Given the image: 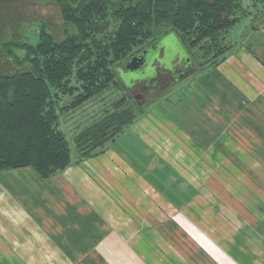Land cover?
<instances>
[{
	"label": "crops",
	"instance_id": "obj_1",
	"mask_svg": "<svg viewBox=\"0 0 264 264\" xmlns=\"http://www.w3.org/2000/svg\"><path fill=\"white\" fill-rule=\"evenodd\" d=\"M240 23L225 60L186 75L103 151L47 178L0 169V264H264V183L241 231L202 198L222 157H241L244 173L258 159L264 175V6ZM169 33L174 60L152 50L172 71L190 52Z\"/></svg>",
	"mask_w": 264,
	"mask_h": 264
},
{
	"label": "trees",
	"instance_id": "obj_2",
	"mask_svg": "<svg viewBox=\"0 0 264 264\" xmlns=\"http://www.w3.org/2000/svg\"><path fill=\"white\" fill-rule=\"evenodd\" d=\"M16 1L0 0V169L30 166L44 178L69 166L74 154L79 161L103 151L143 111L148 103L134 101L116 67L152 38L179 35L199 74L226 59L231 29L264 6V0H57L63 38L41 28L33 41L21 36Z\"/></svg>",
	"mask_w": 264,
	"mask_h": 264
},
{
	"label": "rangeland",
	"instance_id": "obj_3",
	"mask_svg": "<svg viewBox=\"0 0 264 264\" xmlns=\"http://www.w3.org/2000/svg\"><path fill=\"white\" fill-rule=\"evenodd\" d=\"M16 4V2H15ZM20 9V8H19ZM45 11L44 14L43 11ZM34 13V14H33ZM21 16H27L31 19H35L36 17H43V15L48 16L45 19H49V21L52 23L51 26L49 24L47 25L48 30H52L57 35V38H61L62 33L60 29V17L58 9L56 8V5L52 3H45V2H38L36 0H29L27 3L25 9L22 10V12L19 14ZM43 19H38L35 21H29L26 18H22L20 20L19 29H21L23 32L21 34L30 35L31 39L33 41H37V37L33 34L35 31V28H38L41 26V21ZM246 20V17L243 18L242 23H240L236 28L240 27ZM235 28V29H236ZM234 29V30H235ZM171 36H175V33H169ZM22 36V35H21ZM162 36L158 43L161 46H166L165 55L166 60H174V58L169 57L170 56V50L173 51L171 48H174V41L171 39V37ZM170 49V50H169ZM174 52V51H173ZM174 54V53H173ZM157 55H160V51L157 49L149 50L147 61H149V64L147 67H143L139 70L131 71L123 67H116V73L119 76V78L125 83L126 86H131V81L134 79H141L144 75L147 73L153 74L156 72V68L158 67L155 65V61L158 59ZM196 61V60H195ZM145 73H144V72ZM184 80H187L186 78ZM182 86V85H181ZM183 85L182 87H184ZM169 90L167 92V96L170 95L173 91ZM159 93V92H158ZM156 96L154 95H145L143 99H141V105L146 103H149L147 107L143 108V111H150L151 108L157 106V104L161 103L162 100H164V96L159 97L155 99ZM148 101V102H147ZM143 112V113H144ZM142 114V112H141ZM69 138H71L70 134H68ZM242 154L240 152H236V154ZM219 162V171L218 174H211L209 171L208 178L211 183L212 188L210 187V184L206 185L204 184L203 188V195L202 198L205 200V210L206 212L209 211L208 214H211L213 216H218L220 220V227L224 228L223 226L227 225V228L225 229H233L235 231H241L242 230V216L244 214V210H250L251 216H254V214H257L258 211V198L260 194L259 190V182L261 181L264 183V175L259 174L260 166H259V160L255 158L250 159V172L247 170L245 173L243 172V159L240 157H236L234 160H229L223 157L217 160ZM245 167L247 165L245 164ZM261 179V180H260ZM247 204V206H245ZM251 205L249 208L248 205ZM208 210V211H207ZM224 220V224L223 221ZM228 220V221H227ZM253 223V222H252ZM255 224V223H253Z\"/></svg>",
	"mask_w": 264,
	"mask_h": 264
},
{
	"label": "flooded vegetation",
	"instance_id": "obj_4",
	"mask_svg": "<svg viewBox=\"0 0 264 264\" xmlns=\"http://www.w3.org/2000/svg\"><path fill=\"white\" fill-rule=\"evenodd\" d=\"M36 1H38L39 3L45 2V3H52V4L56 5V8L58 9V12H59V17H60L59 26H60L61 33H62L61 38H63V36H64V34H63V32H64V30H63V19H62V14H61V10H60L58 1L57 0H36ZM71 1L75 2L78 0H71ZM28 2H29V0H17L16 5H18L22 11L23 9H25ZM45 11L46 10H44L42 14H44ZM21 17L26 18L29 21H35L38 19H43L41 21V26H39L38 28H35V30H34L35 32L33 34H38L37 31H39L41 28H45L47 31L53 32L52 30H48L47 26L45 25V23L47 25L49 24V26L52 25V23L49 21V19H45L48 17L46 15L45 16L43 15V17H36L35 19L34 18L31 19L27 16H21ZM44 19H45V23L43 22ZM54 34H55V32H54ZM22 36H24V34ZM159 39H156V41H154L153 43L157 42ZM153 43H151L150 45L147 46L150 50L152 49L151 45ZM140 52H138L136 54H139ZM189 60L186 62V64L180 65L172 71H167L166 67H163L162 69L157 67L156 73L158 75V79L155 81H144V80L132 81L131 86L130 87L127 86V88H128V90L130 89L129 93L131 94L134 101H136L138 105H141L140 100L143 99L145 95L151 94V95H154L157 97L158 95L167 93L169 90L173 91V89L175 90L176 88H178L179 85H181L185 81L184 80L185 78H183V77H185L186 75L189 76L188 74L193 73V72L198 70V62L193 59L191 54H190ZM127 61L121 63L119 65V67L127 68V66H126ZM145 104H147V103L145 102L142 105H145Z\"/></svg>",
	"mask_w": 264,
	"mask_h": 264
},
{
	"label": "water",
	"instance_id": "obj_5",
	"mask_svg": "<svg viewBox=\"0 0 264 264\" xmlns=\"http://www.w3.org/2000/svg\"><path fill=\"white\" fill-rule=\"evenodd\" d=\"M167 33V31L165 32ZM179 36V35H178ZM180 38V37H179ZM181 39V38H180ZM154 41H156V38H152L150 40V44L153 43ZM157 44V42L153 43L151 45L152 48L155 47V45ZM185 46V45H184ZM186 47V46H185ZM187 48V47H186ZM149 48L146 47V48H142V51L139 53V54H135L134 56H132L127 62H126V66L128 70H131V71H135V70H139L143 67H147L148 64H149V61H147V58H148V53H149ZM189 51V50H188ZM190 52V51H189ZM184 78V77H183ZM158 79V75L157 73H153L152 75L151 74H146L145 76L141 77V79H134L133 81H139V80H144V81H155ZM132 82V81H131ZM130 82V83H131ZM130 87V85L128 86ZM130 91V89L128 90Z\"/></svg>",
	"mask_w": 264,
	"mask_h": 264
}]
</instances>
